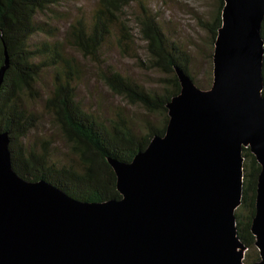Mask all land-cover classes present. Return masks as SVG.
I'll return each mask as SVG.
<instances>
[{
	"label": "water",
	"instance_id": "1",
	"mask_svg": "<svg viewBox=\"0 0 264 264\" xmlns=\"http://www.w3.org/2000/svg\"><path fill=\"white\" fill-rule=\"evenodd\" d=\"M263 17L264 0H224L211 86L175 67L165 133L129 163L106 159L119 199L79 201L21 178L0 132V264H243V148L260 166L250 231L252 264H264Z\"/></svg>",
	"mask_w": 264,
	"mask_h": 264
},
{
	"label": "trees",
	"instance_id": "2",
	"mask_svg": "<svg viewBox=\"0 0 264 264\" xmlns=\"http://www.w3.org/2000/svg\"><path fill=\"white\" fill-rule=\"evenodd\" d=\"M132 1L97 0L89 23L77 18L61 40L48 41L58 36V31L38 22L36 16L58 0H0V67L4 64L5 51L9 62L0 87V132L9 133L12 167L21 178L31 182L44 180L79 201L119 199L116 178L106 159L129 163L152 137L165 133L169 120L166 105L180 90L174 68L182 69L201 90L211 86L212 50L221 25L224 0H215V9L201 23L211 52L204 83L191 75L190 56L167 40L155 13L141 6L134 15L136 33L145 43L148 69L163 76L156 89L135 84L106 66L102 59L103 48L111 38L122 53L133 44L129 21L124 18V10ZM36 35H43L44 39L32 45L30 42ZM261 37L264 41V17ZM68 50L77 52L82 61L93 65L96 78L111 94L140 109L154 122L145 118L138 126L137 121L120 112L103 119L85 111L76 100V85L85 68ZM45 71L50 72L51 88L44 93L39 83ZM262 77L264 96V57ZM26 97L41 102L49 128L60 134L66 154L74 159L71 164L58 166L52 162V141L48 138H37L23 145L42 124L40 116L26 106ZM242 158V197L234 217L238 238L246 248L243 264H252L259 260L250 228L260 166L248 148L242 149Z\"/></svg>",
	"mask_w": 264,
	"mask_h": 264
},
{
	"label": "rangeland",
	"instance_id": "3",
	"mask_svg": "<svg viewBox=\"0 0 264 264\" xmlns=\"http://www.w3.org/2000/svg\"><path fill=\"white\" fill-rule=\"evenodd\" d=\"M96 6L97 0H58L53 6L39 13L36 20L58 31V36L48 41L61 40L68 26L77 18H83L89 23ZM141 6H145L157 15L158 23L167 40L190 56L191 75L196 76V80L206 82L209 71L207 58L211 52L209 53L208 35L201 23L215 9V0H133L124 10V18L129 21L128 25L133 33V44L127 52L122 53L116 48L114 40L109 39L103 48L102 59L106 66L145 89H156L160 86V79L163 76L157 71L148 69L145 43L137 35L133 21L134 15L138 14ZM42 39H44L43 35H36L30 43L33 45L34 42ZM68 53L85 68L84 76L76 85V100L81 107L103 119H110L120 112L137 121L139 126V122L145 119L146 115L140 109L128 106L121 98L111 94L96 78L91 63L82 61L78 53L73 50H68ZM39 88L44 93L51 88L49 71L42 73ZM25 103L40 116L42 124L40 129L23 141V145L25 146L27 142L32 143L37 138H48L52 141V162L58 166L71 164L74 159L66 154L67 150L60 139V134L55 129L49 128L48 119L41 110V102L26 97ZM150 119L154 122L152 118Z\"/></svg>",
	"mask_w": 264,
	"mask_h": 264
}]
</instances>
